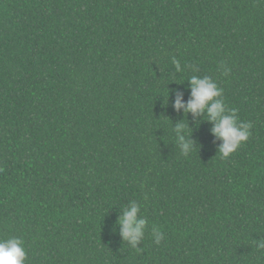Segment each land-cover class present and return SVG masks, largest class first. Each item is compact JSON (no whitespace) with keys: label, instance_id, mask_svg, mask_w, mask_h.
Masks as SVG:
<instances>
[{"label":"trees","instance_id":"obj_1","mask_svg":"<svg viewBox=\"0 0 264 264\" xmlns=\"http://www.w3.org/2000/svg\"><path fill=\"white\" fill-rule=\"evenodd\" d=\"M192 75L253 125L229 159L211 124L171 107ZM178 122L197 147L188 156ZM132 200L150 222L139 253L116 224ZM10 236L25 264H264V0H0Z\"/></svg>","mask_w":264,"mask_h":264},{"label":"clouds","instance_id":"obj_2","mask_svg":"<svg viewBox=\"0 0 264 264\" xmlns=\"http://www.w3.org/2000/svg\"><path fill=\"white\" fill-rule=\"evenodd\" d=\"M171 63L177 73L183 71L178 59L173 57ZM192 71L198 72L199 69L192 66ZM223 71L227 75L230 69L224 67ZM187 82L190 89L189 99L184 101L183 93L176 90L172 93L174 99L171 107L176 112H183L185 116L190 113L194 118L202 117L204 121L211 124V135L220 141L217 152L222 159H229L242 144L248 141L252 123L241 121L238 110L227 107L223 89L212 77L192 75ZM169 95L168 91L165 106L168 104ZM174 133L181 155L188 156L197 148L195 141L190 138L191 129L187 123L178 122ZM116 224L119 226L121 240L136 252L142 251L138 245H141L145 239L150 222L141 214V205L135 200L130 201L122 209ZM150 232L153 242L157 245L165 238V233L156 225H151ZM256 247L258 250H264V239L256 242ZM26 259L27 252L24 241L20 237L0 238V264H25Z\"/></svg>","mask_w":264,"mask_h":264}]
</instances>
